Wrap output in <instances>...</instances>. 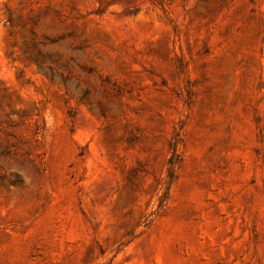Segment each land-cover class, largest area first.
<instances>
[{
	"label": "rangeland",
	"instance_id": "1",
	"mask_svg": "<svg viewBox=\"0 0 264 264\" xmlns=\"http://www.w3.org/2000/svg\"><path fill=\"white\" fill-rule=\"evenodd\" d=\"M0 0V264H264V0Z\"/></svg>",
	"mask_w": 264,
	"mask_h": 264
},
{
	"label": "trees",
	"instance_id": "2",
	"mask_svg": "<svg viewBox=\"0 0 264 264\" xmlns=\"http://www.w3.org/2000/svg\"><path fill=\"white\" fill-rule=\"evenodd\" d=\"M128 2L129 7L139 10L141 5L150 4L152 7L159 9L163 14L168 23H171V20L168 17V11L164 0H122Z\"/></svg>",
	"mask_w": 264,
	"mask_h": 264
}]
</instances>
